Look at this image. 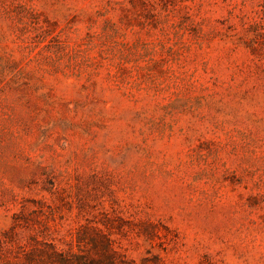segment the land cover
Returning <instances> with one entry per match:
<instances>
[{
	"label": "rangeland",
	"instance_id": "1",
	"mask_svg": "<svg viewBox=\"0 0 264 264\" xmlns=\"http://www.w3.org/2000/svg\"><path fill=\"white\" fill-rule=\"evenodd\" d=\"M108 254L264 264V0H0V264Z\"/></svg>",
	"mask_w": 264,
	"mask_h": 264
},
{
	"label": "trees",
	"instance_id": "2",
	"mask_svg": "<svg viewBox=\"0 0 264 264\" xmlns=\"http://www.w3.org/2000/svg\"><path fill=\"white\" fill-rule=\"evenodd\" d=\"M91 262H96V260H90ZM99 261V263L101 264H118V263H115L111 257V255H107V256H104L102 257L101 259L97 260Z\"/></svg>",
	"mask_w": 264,
	"mask_h": 264
}]
</instances>
